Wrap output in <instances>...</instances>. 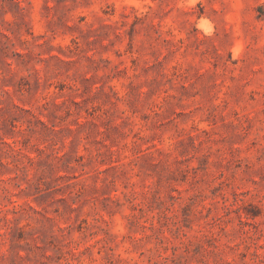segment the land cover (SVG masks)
<instances>
[{"label": "rangeland", "instance_id": "obj_1", "mask_svg": "<svg viewBox=\"0 0 264 264\" xmlns=\"http://www.w3.org/2000/svg\"><path fill=\"white\" fill-rule=\"evenodd\" d=\"M0 264H264V0H0Z\"/></svg>", "mask_w": 264, "mask_h": 264}]
</instances>
